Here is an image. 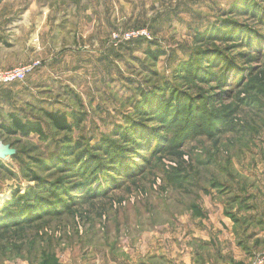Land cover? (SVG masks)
<instances>
[{
    "label": "rangeland",
    "instance_id": "obj_1",
    "mask_svg": "<svg viewBox=\"0 0 264 264\" xmlns=\"http://www.w3.org/2000/svg\"><path fill=\"white\" fill-rule=\"evenodd\" d=\"M33 63L0 85V211L40 207L0 219V264L264 252V0H0V71ZM11 114L45 137L6 135Z\"/></svg>",
    "mask_w": 264,
    "mask_h": 264
},
{
    "label": "trees",
    "instance_id": "obj_2",
    "mask_svg": "<svg viewBox=\"0 0 264 264\" xmlns=\"http://www.w3.org/2000/svg\"><path fill=\"white\" fill-rule=\"evenodd\" d=\"M191 70L194 71L192 69L191 66ZM44 118L46 120H48L50 122V124L52 125L53 129H55L56 131L59 132H69L71 130V126L70 123L68 121V117L65 113L62 112H51V111H45L44 112ZM9 122L10 124L8 126H3V130L5 131L6 135L9 136H15V135H21V136H29L31 134H35L40 138L45 137L43 129L40 125L39 122L35 121V122H31V121H24L21 120L19 117L11 114L9 116ZM131 135H128L127 139L128 140H132L130 139ZM117 151L115 152V154L112 153V155L109 157H113L116 156ZM120 153V152H119ZM109 155V154H108ZM84 160V157H83ZM82 160V161H83ZM83 163V162H81ZM101 167V169H100ZM105 167V168H103ZM106 165L103 162L99 167H97L96 169H98V172L100 173L102 169L107 170L106 169ZM93 170L90 169L89 172L91 173ZM89 172L88 174L85 176L84 179H87L89 177ZM48 193L52 194V195H56V192L54 190H51V188H47ZM40 192V191H39ZM30 195L28 193L27 196L30 197L29 200H27L26 198L23 197H19L17 199L14 200L15 203H7L5 205V207L0 211V219L3 220H11V219H16L17 217H21L24 216L26 217H33L32 215H34L35 213L37 214L38 212L36 211V208L40 207L38 204V200L40 199V194H34L33 192H29ZM34 197V201L33 198ZM17 207V208H16ZM33 211H35V213H33ZM12 224V223H11ZM10 225V224H9ZM13 226H18L17 224H13Z\"/></svg>",
    "mask_w": 264,
    "mask_h": 264
},
{
    "label": "built area",
    "instance_id": "obj_3",
    "mask_svg": "<svg viewBox=\"0 0 264 264\" xmlns=\"http://www.w3.org/2000/svg\"><path fill=\"white\" fill-rule=\"evenodd\" d=\"M146 33L141 31H131L127 32L126 36H123V42L145 38ZM117 39V38H115ZM111 40V44L115 43V46L121 44L120 40ZM114 46V45H113ZM36 63L33 64H26L22 66L15 67L14 69L0 71V85L12 84L16 82L23 81L31 71L36 67ZM253 264H264V252H262L258 257L255 259Z\"/></svg>",
    "mask_w": 264,
    "mask_h": 264
},
{
    "label": "water",
    "instance_id": "obj_4",
    "mask_svg": "<svg viewBox=\"0 0 264 264\" xmlns=\"http://www.w3.org/2000/svg\"><path fill=\"white\" fill-rule=\"evenodd\" d=\"M12 152L11 150L8 148V146H5L3 145L1 142H0V158H2L4 155H11Z\"/></svg>",
    "mask_w": 264,
    "mask_h": 264
},
{
    "label": "bare ground",
    "instance_id": "obj_5",
    "mask_svg": "<svg viewBox=\"0 0 264 264\" xmlns=\"http://www.w3.org/2000/svg\"><path fill=\"white\" fill-rule=\"evenodd\" d=\"M1 198V197H0ZM4 198V197H3Z\"/></svg>",
    "mask_w": 264,
    "mask_h": 264
}]
</instances>
